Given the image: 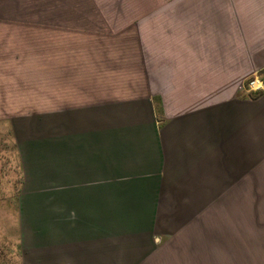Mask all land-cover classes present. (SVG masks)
<instances>
[{"label":"crops","instance_id":"0c3cea01","mask_svg":"<svg viewBox=\"0 0 264 264\" xmlns=\"http://www.w3.org/2000/svg\"><path fill=\"white\" fill-rule=\"evenodd\" d=\"M124 7L0 0V122L23 172L8 195L17 264H112L113 199L196 214L264 158V89L241 94L264 74V0ZM32 99L55 105L33 112Z\"/></svg>","mask_w":264,"mask_h":264},{"label":"rangeland","instance_id":"374dc122","mask_svg":"<svg viewBox=\"0 0 264 264\" xmlns=\"http://www.w3.org/2000/svg\"><path fill=\"white\" fill-rule=\"evenodd\" d=\"M106 1H122L121 10L128 15L135 10L131 3L136 0ZM106 10L111 15L118 9ZM252 81H259L261 87H251ZM263 89L264 74L254 72L245 80L241 94L251 96ZM32 100L33 112L55 105V99L49 104ZM238 172L229 177L230 183L217 198L202 201L196 214L195 208L183 209L186 201L113 199L112 264H169L166 259L172 249L181 255L183 264L190 258L193 264H205V258L206 264H264V158L256 160V167ZM22 177L10 127L0 122V264H17L9 248L16 242L15 201L8 195L19 191Z\"/></svg>","mask_w":264,"mask_h":264},{"label":"built area","instance_id":"2783aa9c","mask_svg":"<svg viewBox=\"0 0 264 264\" xmlns=\"http://www.w3.org/2000/svg\"><path fill=\"white\" fill-rule=\"evenodd\" d=\"M254 85H255V82L252 81V82H251V87H254ZM259 88H260V87H259Z\"/></svg>","mask_w":264,"mask_h":264},{"label":"bare ground","instance_id":"6f19581e","mask_svg":"<svg viewBox=\"0 0 264 264\" xmlns=\"http://www.w3.org/2000/svg\"><path fill=\"white\" fill-rule=\"evenodd\" d=\"M261 84L257 81L256 86L255 87H259Z\"/></svg>","mask_w":264,"mask_h":264},{"label":"trees","instance_id":"16d2710c","mask_svg":"<svg viewBox=\"0 0 264 264\" xmlns=\"http://www.w3.org/2000/svg\"><path fill=\"white\" fill-rule=\"evenodd\" d=\"M252 94H253V96H256V95L259 94V93H251V96H252Z\"/></svg>","mask_w":264,"mask_h":264}]
</instances>
